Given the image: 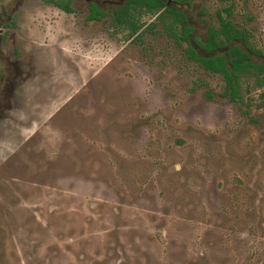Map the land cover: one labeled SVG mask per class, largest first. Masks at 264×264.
Returning <instances> with one entry per match:
<instances>
[{
	"label": "rangeland",
	"instance_id": "rangeland-1",
	"mask_svg": "<svg viewBox=\"0 0 264 264\" xmlns=\"http://www.w3.org/2000/svg\"><path fill=\"white\" fill-rule=\"evenodd\" d=\"M12 12L27 40L0 43V71L15 50L35 74L0 117V264H264V73H239L231 101L151 14L142 43L105 27L97 55H76L79 13L0 0V24ZM189 16L195 37L222 16L264 51V0ZM76 59L47 91L44 71Z\"/></svg>",
	"mask_w": 264,
	"mask_h": 264
},
{
	"label": "flooded vegetation",
	"instance_id": "flooded-vegetation-1",
	"mask_svg": "<svg viewBox=\"0 0 264 264\" xmlns=\"http://www.w3.org/2000/svg\"><path fill=\"white\" fill-rule=\"evenodd\" d=\"M80 1H84L85 6H81V5L76 6L79 4ZM129 1L130 0H66L64 4L67 5V8L58 5V3L53 0H45V3H51L54 6V8L60 10L65 16L66 15L74 16V14L79 13L78 24L75 27H72L74 30L70 32V38L72 39V37H74L77 43L74 49L75 51L74 53L76 55H81L80 53L83 50H88L91 49L92 47H94L95 53L97 51L98 52L101 51L102 48L99 50L100 48L99 45L103 43L102 40H106L105 35H108V33L104 32L105 27H108V29L111 28L112 30H116L118 32L126 31L127 32L126 38L135 37L136 41L142 43L141 41L143 38V34L145 33V28L143 27L142 24H140V22H137V24L140 26L139 28L140 30H138L135 34L131 35V31L129 30L130 27L128 26V24H119L116 21V17H115L116 11L122 9V7L125 4H127ZM164 1L166 2V5L169 6V8H171L172 10L185 14L187 17L186 25H188L193 29L192 34L189 36V40L187 42H182L181 46L183 44H186L188 49V46L191 45L198 55H202V56L205 55L206 52L201 47L195 45L194 43V39L196 38L195 36L198 31L195 23V18L193 17L192 19L189 16V11L193 8L194 2H196V0L190 3L181 0H164ZM71 2H74L75 5L74 4L71 5L70 4ZM15 14H16L15 12H12L9 15L7 21L1 22L0 43L6 41L9 36L12 37L15 44L22 45V41L27 40L25 33L22 31L20 27H18V25L16 26V22L14 23L13 21V19L17 17V15ZM104 22H106L105 23L106 26H104ZM46 27L47 25L44 24V28ZM9 31H13V32L9 33ZM50 46L52 47L55 45L50 44ZM0 52L2 51L0 50ZM0 55L3 57L2 53H0ZM95 55H97V53ZM17 56L18 53L17 51L14 50L13 53L10 55V57H6L4 59V63L6 64V73H7L5 76H3L0 71V117L4 114V111L7 112L8 110L11 109L12 107L11 99L14 97L15 91L21 87H24L28 80L34 78L33 74L35 73H33V70L35 69L34 67L35 65L32 64L33 61L29 59L26 63L25 62L22 63L20 62L19 57ZM261 57L256 55H251L252 58L251 61L259 64L258 62H256V59ZM78 61L79 59H76L74 61L75 64L71 61L65 62L64 63L66 65L65 71H63V67H59L60 72L50 71V70L44 71L43 77H45L47 81L46 83L45 81L43 82L41 81L42 82L41 87L44 86L45 83L46 90L50 91L52 89V87L49 84L50 78L52 77L61 78L63 74H66L67 72L70 73L71 71H73L72 73L75 75V78L77 79V76H79V72L82 73L80 67L76 65V62ZM78 83H80V81Z\"/></svg>",
	"mask_w": 264,
	"mask_h": 264
},
{
	"label": "trees",
	"instance_id": "trees-1",
	"mask_svg": "<svg viewBox=\"0 0 264 264\" xmlns=\"http://www.w3.org/2000/svg\"><path fill=\"white\" fill-rule=\"evenodd\" d=\"M192 2L195 0H181ZM58 5L67 8L64 3ZM229 16L231 12L225 9ZM142 13L156 16L158 23H161L164 31L174 39L178 46L182 42H187L192 34V28L186 25L187 17L185 14L172 10L166 5L164 0H130L122 9L115 13L116 21L119 24H128L131 35L140 30L137 19ZM153 23L151 28L156 27ZM247 28L238 26L219 16V26L209 27L206 39L196 37L195 45L201 47L206 54L198 55L191 45L188 46V55L204 70L211 74H220L226 82V91L223 96L230 100L238 99V74L247 72L250 68L264 73V63H254L251 61V55L264 56V51L255 47L252 43L253 35ZM259 80V84H263ZM209 99L213 100V95L207 92ZM264 96V95H262Z\"/></svg>",
	"mask_w": 264,
	"mask_h": 264
}]
</instances>
